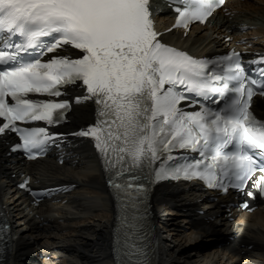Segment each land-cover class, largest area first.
<instances>
[{"label": "bare ground", "instance_id": "obj_1", "mask_svg": "<svg viewBox=\"0 0 264 264\" xmlns=\"http://www.w3.org/2000/svg\"><path fill=\"white\" fill-rule=\"evenodd\" d=\"M258 2L264 3V0ZM246 7H249V2L244 3ZM242 14L244 21L218 18L217 22L224 24L228 30L237 25L243 26L248 18ZM257 15L264 22V10H259ZM212 30L216 31L215 25ZM220 34L221 31H216L213 37L204 32L197 39L190 35L184 44L194 39L198 46L208 48L218 41ZM259 37L264 39V35ZM257 106L264 113V100H257ZM89 115L87 106L75 107L71 114L72 128L81 122V118ZM61 151L69 159L68 162L59 166L51 158H45L31 164L29 173L42 186L59 181L81 189L73 190L64 197L66 204L58 207V213L47 221L42 234H32V220H29L24 209L17 204L12 205L11 220L17 222L19 228L11 231L12 245L2 264H115L112 252V205L97 168L92 166L93 159L88 146L75 141ZM157 194L158 199L153 206L154 219L162 218L166 225L164 227L161 224L159 228L165 237L157 235L152 264H264V210H258L253 215L237 214L229 220L217 207L203 204L204 215L208 216V220L202 221L200 218L194 219L195 215L189 210L179 209L182 203L197 202L199 198L195 194H180L178 188H161ZM168 199L169 203L162 202ZM172 206L177 207L179 213L176 214L180 215V219L167 220L176 215V209H170ZM160 209L166 210V213L158 215ZM66 220L75 221L73 227L64 224ZM65 228L73 230L69 235L59 234ZM211 244L212 247L209 246Z\"/></svg>", "mask_w": 264, "mask_h": 264}, {"label": "rangeland", "instance_id": "obj_2", "mask_svg": "<svg viewBox=\"0 0 264 264\" xmlns=\"http://www.w3.org/2000/svg\"><path fill=\"white\" fill-rule=\"evenodd\" d=\"M249 2L251 3L250 5H251L252 7H250L249 9H247L248 7L244 8L245 10H248V12L245 11V12H246V13H245V12L243 11V13L247 16V17H246V18H248L247 20H249V19L253 20V24H251V27H252L253 29H256L255 33H256V34L258 33L259 35H264V22H262L261 19H260L261 17L257 15V13H258L259 10H264V3H263V4H259V3L256 2V0H250ZM261 2H262V1H261ZM259 7H262V9H257V8H259ZM256 9H257V11H256ZM253 10H254V11H253ZM249 12H250V13H251V12H255L256 14L254 13V14L249 15V14H250ZM247 13H248V14H247ZM240 16H242V14H240L239 17H240ZM263 17H264V16H263ZM244 24H245V23H244ZM175 209H176V210H175V214H176V213H179V212H178V209H177V208H175ZM42 210H43L44 213H46V210H45V209H42ZM178 217H180V215H177V214H176V215H174V216H172V217H168L167 220H172V221H173V220L177 219ZM178 219H180V218H178ZM170 223H171V221H170ZM71 225H73V224L71 223ZM71 225H70V226H71ZM12 228H13V229H14V228H19L18 225H17V222L15 223V225H14ZM69 232H70V230H67V231L62 232V234H67V235H69V234H68ZM60 234H61V232H60ZM164 235H165V234H160V236H164ZM164 237H165V236H164ZM209 246L212 247L213 244H211V245H209ZM209 246H208V247H209ZM35 247H36V246H35ZM35 247H34V248H35Z\"/></svg>", "mask_w": 264, "mask_h": 264}]
</instances>
